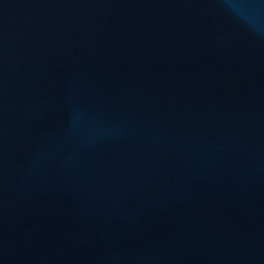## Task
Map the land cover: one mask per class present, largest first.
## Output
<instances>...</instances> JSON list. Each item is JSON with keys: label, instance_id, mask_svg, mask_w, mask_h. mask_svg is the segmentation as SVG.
I'll use <instances>...</instances> for the list:
<instances>
[{"label": "water", "instance_id": "1", "mask_svg": "<svg viewBox=\"0 0 264 264\" xmlns=\"http://www.w3.org/2000/svg\"><path fill=\"white\" fill-rule=\"evenodd\" d=\"M0 264H264V0H0Z\"/></svg>", "mask_w": 264, "mask_h": 264}]
</instances>
